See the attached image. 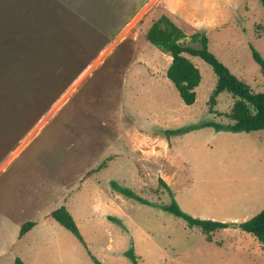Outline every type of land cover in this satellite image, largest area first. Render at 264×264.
Masks as SVG:
<instances>
[{
	"label": "rangeland",
	"instance_id": "1",
	"mask_svg": "<svg viewBox=\"0 0 264 264\" xmlns=\"http://www.w3.org/2000/svg\"><path fill=\"white\" fill-rule=\"evenodd\" d=\"M57 0L70 19L81 72L0 161V264H264V246L238 226L264 211V130L217 131L233 98L209 101L211 67L185 105L166 77L171 58L147 42L166 15L253 93L264 78L259 0ZM188 22H186V21ZM78 45V46H77ZM86 47L85 50L80 49ZM162 180L169 188L159 184ZM130 190L141 202L111 187ZM231 224L204 234L164 209ZM65 208L82 241L51 218ZM34 226L20 237L22 226Z\"/></svg>",
	"mask_w": 264,
	"mask_h": 264
},
{
	"label": "trees",
	"instance_id": "2",
	"mask_svg": "<svg viewBox=\"0 0 264 264\" xmlns=\"http://www.w3.org/2000/svg\"><path fill=\"white\" fill-rule=\"evenodd\" d=\"M264 8V0H259ZM57 0H0V161L17 145L24 135L48 111L68 84L81 72L85 64H78L73 53V32L64 8L56 11ZM145 38L170 58L166 77L177 90L181 101L190 106L195 102V89L201 77L188 57H198L209 65L216 76V85L210 98L214 106L221 93L233 98L227 115L230 123L223 126L204 123L199 127H212L217 131L251 133L264 130V94L253 93L247 84L233 76L208 50L205 35L194 33L193 43L200 48L184 44L186 34L170 17L160 15L148 28ZM78 46V45H77ZM83 51L86 47L80 45ZM252 59L264 78V60L252 51ZM166 190L168 186L159 180ZM111 187L125 196L141 202L130 190L111 182ZM164 209L197 226L208 235L229 228L231 224L212 220H198L184 215L172 201ZM51 218L72 233L81 237L69 212L61 207L51 213ZM34 226L25 223L20 237ZM264 246V211L238 226ZM133 264L135 256L129 254ZM15 264H23L15 259ZM95 264H100L95 261Z\"/></svg>",
	"mask_w": 264,
	"mask_h": 264
},
{
	"label": "crops",
	"instance_id": "3",
	"mask_svg": "<svg viewBox=\"0 0 264 264\" xmlns=\"http://www.w3.org/2000/svg\"><path fill=\"white\" fill-rule=\"evenodd\" d=\"M160 4H163V5H164V7H165L166 10H167V13H168L170 16H172V17H175V16H176L172 10L169 11V7H168L164 2H162V0L160 1ZM184 21H186V20H184ZM186 22H188V21H186Z\"/></svg>",
	"mask_w": 264,
	"mask_h": 264
}]
</instances>
